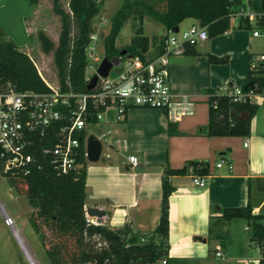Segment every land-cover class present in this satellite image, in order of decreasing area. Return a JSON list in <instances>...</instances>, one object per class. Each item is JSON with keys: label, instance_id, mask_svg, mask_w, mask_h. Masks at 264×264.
<instances>
[{"label": "crops", "instance_id": "1", "mask_svg": "<svg viewBox=\"0 0 264 264\" xmlns=\"http://www.w3.org/2000/svg\"><path fill=\"white\" fill-rule=\"evenodd\" d=\"M229 1L231 15H239L229 30L170 59V92L193 100L192 113L172 122L161 108H128L123 119L105 123L101 142L106 148L85 168V217L112 228L127 225L147 235L159 222L165 168H179L188 161L207 162L202 186L193 185L189 173L169 177L174 189L168 202L167 264H264L261 249L249 242L250 229L244 219L235 218L223 226L228 232L224 242L208 232L210 218L219 214L216 206L239 207L249 202L252 214H264V101L253 102L257 108L248 135L205 132L208 90L235 86L247 94L249 72L256 69L252 64L261 54L251 51V40L258 37L253 35L256 25L239 23L241 16L264 13V0ZM161 2L165 7V0ZM142 21L147 35L144 17ZM164 33L163 28L159 35ZM210 55H226L227 60L212 62ZM233 111L237 117L245 115ZM129 155L137 157V164L128 160ZM220 159L224 162L216 166ZM89 207L99 208L103 215L88 217L85 209ZM239 219L244 222L240 224ZM216 251L223 256H216Z\"/></svg>", "mask_w": 264, "mask_h": 264}, {"label": "trees", "instance_id": "2", "mask_svg": "<svg viewBox=\"0 0 264 264\" xmlns=\"http://www.w3.org/2000/svg\"><path fill=\"white\" fill-rule=\"evenodd\" d=\"M39 0H29L35 5ZM102 0H68V10L59 0H52V9L60 18V30L54 42L44 31L37 32L41 51L52 52L56 68L57 83L61 90L82 92L86 90L84 66L85 46L92 32L90 20L99 12ZM131 2L125 1L113 16L109 34L104 40V56L108 59L122 55L158 54L162 50L166 33L151 39L143 33L142 18L149 15L168 32L184 19L192 18L197 25L206 28L208 37L224 33L230 28L229 0H165L161 11L151 6L137 10L140 24L125 48L115 45V38L128 19ZM135 12V11H132ZM245 16L240 17L239 26L249 27ZM245 24V25H244ZM150 46L152 49H150ZM188 48V47H187ZM210 61L223 63L227 56L210 55ZM249 88L254 93L264 86V64L251 70ZM0 83H9L18 91H46L33 59L8 38L0 27ZM207 135L249 134L251 118L257 105L249 102H233L220 89L208 90ZM244 112L237 117L235 112ZM67 174H57L45 164L27 177H11L10 181L18 193L24 194L31 206L28 221L39 236L46 256L51 264H145L167 255L168 202L173 191L169 181L172 175H184L188 168L195 174L208 172L203 161H188L182 167H166L162 176V195L159 222L152 233L140 234L129 226L112 228L100 221L92 223L84 214L85 168L87 162ZM219 212L210 218L209 235L224 242L228 237L223 228L232 219L241 218L249 226V242L260 249L264 247V214H252L249 202L239 207H215ZM264 262V258H262Z\"/></svg>", "mask_w": 264, "mask_h": 264}, {"label": "built area", "instance_id": "3", "mask_svg": "<svg viewBox=\"0 0 264 264\" xmlns=\"http://www.w3.org/2000/svg\"><path fill=\"white\" fill-rule=\"evenodd\" d=\"M247 20L256 25L253 35H264V13L246 14ZM97 33L91 32L85 46V87L102 58L95 52ZM208 38L206 28L191 24L173 32L170 29L162 50L158 54L119 55L105 77L97 74L94 86L82 92L61 90L59 84H50L39 72L46 84V91H18L9 83H0V167L11 177H27L43 165L51 166L57 174H67L83 165L86 157V138L92 133L100 140L104 137L99 123H109L124 118L133 106L161 108L170 121L191 114L194 101L187 95H172L168 84V66L173 56L186 52ZM264 62V53L258 54L252 68ZM36 66V64H35ZM37 68V67H36ZM88 71H92L89 73ZM233 102L253 103L264 101V86L260 92L241 94L235 86L220 89ZM128 160L137 164V157ZM224 162L220 159L216 166ZM193 185L205 183L203 175L188 168ZM0 215L11 229L29 264H35L32 254L16 230L14 220L0 203ZM89 217V216H88ZM87 219V218H86ZM88 220V219H87ZM97 223L93 220H88ZM264 258V247L261 248ZM216 256H223L220 251ZM168 254L145 264H167Z\"/></svg>", "mask_w": 264, "mask_h": 264}, {"label": "rangeland", "instance_id": "4", "mask_svg": "<svg viewBox=\"0 0 264 264\" xmlns=\"http://www.w3.org/2000/svg\"><path fill=\"white\" fill-rule=\"evenodd\" d=\"M125 1L131 2L130 7H128L130 15L122 24V28L115 38V45L118 48H125L138 28L140 19L138 18L139 13L137 10L143 11V8L147 6H151L157 11L164 9L162 0H102L99 4V12L90 20L92 32L97 33L95 52L101 58L104 57L103 44L110 32L113 16L123 6ZM59 2L64 9L68 10V0H59ZM143 12L145 13V11ZM143 17L146 20L143 24L144 32L150 36L149 38L153 36L159 37V34L163 32V27L149 15L144 14ZM238 19V14H232L230 16V23L234 25ZM193 21L192 18H186L178 27L180 30H183L190 26ZM0 27L8 38L12 39L21 50L26 51L33 59L43 78L50 84L56 85L57 72L53 63L52 52L43 53L36 37L37 32L42 30L54 42L57 40L60 30V18L53 12L52 0H39L35 5L30 4L29 0H0ZM250 29H252V26ZM251 49V51L257 54L264 53V35H259L257 38L251 40ZM88 72L91 73L92 71ZM98 126H101L102 130L106 129L104 122L99 123ZM102 147L104 150L106 144L103 143ZM0 203L14 220L15 228L32 254L34 263L51 264L45 254L39 236L28 221V215L32 209L31 206L27 202L25 195L15 190L10 179L2 173L1 167ZM238 222L242 224L244 221L239 219ZM0 264H29L11 229L4 223L1 215Z\"/></svg>", "mask_w": 264, "mask_h": 264}, {"label": "water", "instance_id": "5", "mask_svg": "<svg viewBox=\"0 0 264 264\" xmlns=\"http://www.w3.org/2000/svg\"><path fill=\"white\" fill-rule=\"evenodd\" d=\"M178 30V26H174L172 28L173 32H176ZM125 53V50H122L119 55H122ZM118 62V56H114L110 59L107 57H103L101 62L99 63V66L97 68V74L105 77L108 73V70L112 67L113 64H116ZM97 74H94L91 78V80L86 85L87 89H90L94 86L96 80H97ZM102 149V142L101 140L96 137L94 134L90 133L88 134L86 138V157L89 162H95L99 159L100 153ZM85 213L89 217H96L99 218L103 215V212L97 208V207H89L85 209ZM200 239L199 237H197Z\"/></svg>", "mask_w": 264, "mask_h": 264}]
</instances>
